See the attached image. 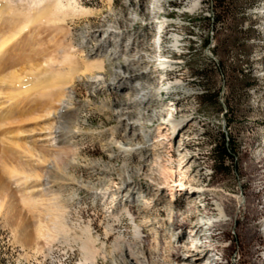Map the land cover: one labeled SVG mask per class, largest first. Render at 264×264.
I'll return each mask as SVG.
<instances>
[{"label":"rangeland","instance_id":"1","mask_svg":"<svg viewBox=\"0 0 264 264\" xmlns=\"http://www.w3.org/2000/svg\"><path fill=\"white\" fill-rule=\"evenodd\" d=\"M194 1L199 2L198 7L190 12L188 8ZM81 2L96 14L68 26L75 47L84 46L83 58H89L101 41V52L110 54L116 42L134 62L121 68L123 75L113 77L110 71L122 59L114 61L116 54L106 58L110 88L118 83H113L115 80L128 77L126 85L119 83L108 95L97 88L100 83L93 84L96 90L90 95L86 79L74 82L70 104L78 110L83 129L74 139L78 155L73 152L75 157L67 156L73 162L71 167L56 163L58 169L49 170L51 157L42 153L38 158L28 149L38 144L33 141L45 135L52 123L43 110L6 122L15 133L7 136L9 146L0 145V264H83V255L73 239L82 236L79 228L86 225L93 229L92 236L106 243L105 256L98 255L88 264H264V0H227L223 7L210 0H113L111 8L106 0ZM105 32L109 34L102 36ZM160 33L159 47L156 41ZM175 35L180 41L178 48L172 47ZM89 36L93 41L85 45ZM98 39L102 40L96 42ZM162 59L172 66L161 70ZM176 80H180L179 87L159 94L168 82ZM135 84L138 88L140 84L152 86L155 92L149 100H137L131 109L135 118L144 116L150 135L155 134L171 105L176 118L188 121L177 132L175 147L179 140L190 137L187 149L192 162L187 166L202 181L201 196L192 199L178 194L172 201L168 191L163 195L158 191V169L139 176L148 167L138 163L149 156V165L157 155H132L128 172L122 168L121 159H111L103 151L104 143L110 141L109 132L117 126L112 110L124 99H138L137 90H132ZM106 98L112 109L101 106ZM93 131L107 133L105 137L90 135ZM221 136L228 137L236 150V160L229 163V176L216 171L213 158L215 142ZM50 142L47 140V144ZM175 147L173 163L166 165L171 170L177 168ZM54 196L67 205L64 219L71 242L62 243L58 238L48 255L42 250L37 261L28 260L25 255L33 252L29 247L36 241V228L39 223L49 225L47 206ZM30 200H35L34 205ZM221 205L225 214L209 231L205 219L219 221L217 207ZM124 208L131 210L139 224L146 217L152 221V214L159 215L163 227L155 228L157 224L150 222L142 227L143 234L136 240L130 218L122 213ZM144 211L151 215L148 217ZM170 213L176 238L168 250L167 231L173 229L167 218ZM116 214L122 215L112 220ZM198 224L203 227L199 229ZM107 225L112 229L109 233ZM206 234H212L210 239ZM118 235L123 250L112 252L110 244ZM198 237L199 244L206 247L200 250L202 256L197 262L193 260L197 252L183 245ZM126 243H132L131 252ZM40 246L46 247L43 242ZM230 247L232 251L227 254Z\"/></svg>","mask_w":264,"mask_h":264},{"label":"bare ground","instance_id":"2","mask_svg":"<svg viewBox=\"0 0 264 264\" xmlns=\"http://www.w3.org/2000/svg\"><path fill=\"white\" fill-rule=\"evenodd\" d=\"M81 1L82 0H0V75H2L0 78V145L4 147V145L6 146V144H8L9 146L11 140L8 141L7 136L14 135L12 134L13 132L15 133L14 129H9L10 124L7 123L6 125V122L12 121V119L19 116L21 117L22 115H33V113H36L39 109V111L43 110L42 113L45 112L46 116L51 117L52 123L50 126L48 125V130L44 132L45 135L38 136L33 141V143L36 142L38 144L31 145L28 149L35 154L37 153L36 156H38V158L42 157V153L46 156H50L53 163L50 161L51 164L49 165V170L58 169V167H55L56 163V166L58 163L64 167L72 165L73 162H69L70 158L67 159V156L71 154V156L75 157L74 153L77 154L78 152H74L75 149H77L75 148L76 144L74 139L79 133H81V129L83 128L82 124L79 122L78 110L72 108L70 104L74 82L77 79H86V89L90 95L92 93L94 94V90H96L94 89L93 84L95 82L100 83L97 88L103 89L100 90V92L108 95L110 91H112L111 89H114L119 83L122 82L126 85L128 77L123 76L120 81L115 80L113 83H118L110 88V83L107 81V75L105 73L106 58L108 56H115L114 61L117 59L119 60V58L122 59L120 63L122 65L118 63L114 64L112 67L110 75L113 77L123 75L124 73L121 68H126L134 62V58L128 57L125 49H123L124 47L120 46L119 48V46L116 45V42H114L110 54L101 52L103 44L101 40L104 37L96 40V42L101 41L96 46V51L90 53L89 58H83L84 46L75 47L72 39V31L68 26L69 23H75L81 21V19L95 16L96 14L95 10L84 6ZM106 1L108 7L111 8L113 0ZM198 4V1H194L188 8L189 11L192 12L196 10ZM161 26H164V24ZM107 33L108 32L103 33L102 36ZM110 33L114 32L111 31ZM161 33L156 41V45L158 44L159 47L161 45ZM107 37L109 39V35ZM92 41L93 39L90 36L85 38V45L92 43ZM179 43L178 36H173L172 47L178 48ZM113 54L116 55L112 56ZM169 66H172L170 61L166 59L160 60L159 68L161 70L169 68ZM143 74L145 73H142V75ZM138 85L135 84L132 87V90H137V94L139 95L138 99H124L122 103H115L116 108L113 109L112 112L117 119V126L109 132L110 141L107 144L104 143L102 146L103 151L108 152V156L111 159H121V161H123L122 168H126L127 170L133 163L131 158L132 155H144L149 152L152 156L157 155V159H152L149 165L146 164L149 156L144 158L142 162L138 163V165L148 167L147 169L144 167L142 169L143 172L141 171L142 174L139 176L144 177L149 171L154 172V170L158 169L159 180H161V182H158L161 184L158 191L160 192V195H163L164 191H168V195L172 201H174L178 194L189 195V198L192 199L198 194L201 196L203 192L201 188L202 181L197 174H193L194 170L189 169L187 166L188 162L192 159V157H188L187 149V142L190 137L189 139L185 138L179 140L175 147L177 132L180 129H184L188 121L176 118L177 112L175 107L171 105V107L167 108V116L160 123L157 130L155 129V134L150 135L149 126L146 124L144 118H142L144 116L135 118L134 112L131 109L136 105L138 102L137 100H141V102L143 99L149 100L151 95H154L155 92L152 86H143V84H140L141 88H138ZM179 85L180 80L168 82L167 86L159 90V94L161 92L163 94L169 92L170 90L179 87ZM110 104L109 98H106L102 101L101 106L108 109L110 108ZM85 133L87 132H83V134ZM106 133V131H93L90 135L98 134L101 137H105ZM49 139L52 140V142L47 144V140ZM174 147L177 149L178 155L177 168L176 170H171L169 167H166V165H171L173 163L172 150ZM163 153L165 154L164 157H166L165 160L163 159ZM94 164L95 166H101L100 162H94ZM138 169V171H140V168ZM128 177L129 180L130 178L132 179L131 175ZM177 177L178 179H176ZM130 183L132 182H129L127 185L128 188H130ZM196 185L198 187H195ZM32 201L34 202L35 200ZM32 201L31 204L33 203ZM142 203L145 204V201H142ZM48 206L49 225L46 226L44 224V226L39 223L35 232L36 241L33 246L31 245L32 247H29L33 252L30 251L31 254L29 252V254L26 253L25 255L28 260L31 259L37 261V255L42 253V250H45L47 252V254H45L48 255L51 251V244H53L58 238L61 239L60 242L69 240V237L67 236L68 228L65 224L67 218L64 219L66 216L65 209L67 208V205L60 203L54 196L53 201H50L49 199ZM217 211L218 214L216 217L219 221L205 219L206 221L208 220V225H206L210 226L209 231L213 230L215 224L221 222L220 219L225 214L224 206H218ZM148 212L144 211L147 216H150L151 214ZM122 213L130 218L133 227V237L136 240L140 239L142 236V227L146 224L153 222L154 224H157V227L155 228L163 227L164 224L163 220L159 219V215L157 216L156 214H152V221L146 217L143 224H139L129 208H124ZM121 215L122 214H119L118 216L116 214V217H113L112 220L117 221ZM167 218L173 226L171 231H167L169 238L166 244L168 250H170L176 238L173 214L170 213ZM197 226H199V229L203 227L199 224ZM107 227L108 229L105 228L106 233L111 232V226L107 225ZM76 228L78 227L76 226ZM92 230L89 225L79 228V232L82 236L73 239V243L77 244L82 253L81 255H83V264L94 262L98 255L105 256L106 243L100 241L98 236H92ZM196 233L197 231L194 232V235ZM120 238L121 237L118 235L115 241L111 243L112 245L110 244V246H112V252H120L123 250L121 249L122 240ZM199 241L200 238L198 237L192 239L188 244L183 245L184 248L189 251L197 252L193 256L195 257L193 260L197 262L202 256L200 250H203V248L206 247L205 245H200ZM41 242L44 243L46 246L45 248L40 246ZM69 242L71 241L69 240ZM73 243L72 245H74ZM131 244L126 243L128 250L131 249ZM97 245H100L99 248H97ZM155 248H157V246H155ZM208 250L211 249L209 248ZM190 255L193 254H189V256ZM133 257L135 258L134 260L137 259L136 256L133 255ZM138 257V259L142 258L140 256ZM214 260L213 262H216L218 259ZM139 264H144V262H139ZM174 264L177 263L175 262Z\"/></svg>","mask_w":264,"mask_h":264},{"label":"trees","instance_id":"3","mask_svg":"<svg viewBox=\"0 0 264 264\" xmlns=\"http://www.w3.org/2000/svg\"><path fill=\"white\" fill-rule=\"evenodd\" d=\"M227 0H210L218 7H223ZM208 42H205L207 45ZM213 158L216 163V171L223 176L230 175L229 163H233L236 160V150L231 144L228 137L221 136L220 140L215 142L213 149ZM259 241V238L256 239ZM247 242V240H246ZM232 251V247L227 248V254Z\"/></svg>","mask_w":264,"mask_h":264},{"label":"built area","instance_id":"4","mask_svg":"<svg viewBox=\"0 0 264 264\" xmlns=\"http://www.w3.org/2000/svg\"><path fill=\"white\" fill-rule=\"evenodd\" d=\"M212 3V2H211ZM213 4V3H212ZM210 18L214 21V18H213V13L210 14Z\"/></svg>","mask_w":264,"mask_h":264}]
</instances>
